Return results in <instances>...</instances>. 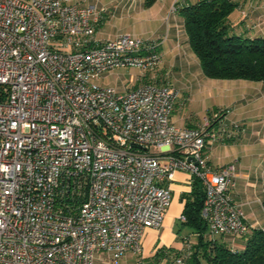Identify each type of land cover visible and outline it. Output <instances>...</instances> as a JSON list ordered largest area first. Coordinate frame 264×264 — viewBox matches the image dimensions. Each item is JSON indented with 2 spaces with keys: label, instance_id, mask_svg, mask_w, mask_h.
I'll use <instances>...</instances> for the list:
<instances>
[{
  "label": "built area",
  "instance_id": "1",
  "mask_svg": "<svg viewBox=\"0 0 264 264\" xmlns=\"http://www.w3.org/2000/svg\"><path fill=\"white\" fill-rule=\"evenodd\" d=\"M104 11L80 0H0V264L141 255L178 170L202 180L212 236L251 226L230 193L235 163L213 169L207 153L230 136L227 122L215 112L198 126L174 123L180 90L145 80L164 64L160 42L99 39ZM118 67L141 69L138 83L99 82Z\"/></svg>",
  "mask_w": 264,
  "mask_h": 264
},
{
  "label": "crops",
  "instance_id": "2",
  "mask_svg": "<svg viewBox=\"0 0 264 264\" xmlns=\"http://www.w3.org/2000/svg\"><path fill=\"white\" fill-rule=\"evenodd\" d=\"M80 1L83 5H94L98 10L105 9L102 19L96 25V35L99 39L114 38L119 32H125L160 42L159 50L163 54L164 64L156 73L148 72V80L169 81L181 91V86L168 76L169 71L173 75L175 69L181 68L191 72L190 76H196V59L180 10L181 7L198 0H157L149 7L145 5V0ZM233 1L237 6L229 15V21L234 32L251 37L264 36V0ZM139 70L133 86L138 83V76L142 73V70ZM110 72L105 73L99 82ZM166 74L169 80L164 77ZM246 81L248 82L241 85L231 83L226 86L227 95L224 94V98L232 96V93H229L235 87L241 96L236 100H225L223 105L215 107L228 109L226 122L229 126L235 123L240 125L242 129L239 135L233 139L222 137L216 140L208 146L207 153L213 169L235 163V177L230 193L242 209L246 221L252 227L264 228V83ZM126 88L129 87L123 90ZM174 112L175 110L171 119L178 125L198 126L203 121V118L192 121L189 116ZM170 186L173 192L171 205L163 225L160 228L147 229L143 253L138 255L141 264H178L174 259L175 251L184 249L186 241H189L186 240L187 237L191 241L197 237V233L189 227H183L181 221L185 205L183 194L192 189L191 174L183 170L176 171ZM215 238L238 247L243 242L230 235H218ZM127 255L130 257L132 254L129 252ZM110 262L105 253H99L95 264Z\"/></svg>",
  "mask_w": 264,
  "mask_h": 264
},
{
  "label": "trees",
  "instance_id": "3",
  "mask_svg": "<svg viewBox=\"0 0 264 264\" xmlns=\"http://www.w3.org/2000/svg\"><path fill=\"white\" fill-rule=\"evenodd\" d=\"M156 1L145 0V5L149 7ZM236 6L233 0H198L181 7L189 43L207 77L264 83V36L234 32L229 15ZM215 112L226 115L228 109H210L207 115ZM235 125L238 124L228 125L231 134L222 137L236 138L242 128ZM205 196L202 180L194 176L191 191L183 194L185 205L181 221L183 227L191 228L197 237L195 242L186 238L189 241L184 249L175 251V262L181 264L177 259L183 258L184 264H264V228L250 226L246 234L232 236L243 241L240 247L217 240L210 234L202 215Z\"/></svg>",
  "mask_w": 264,
  "mask_h": 264
},
{
  "label": "rangeland",
  "instance_id": "4",
  "mask_svg": "<svg viewBox=\"0 0 264 264\" xmlns=\"http://www.w3.org/2000/svg\"><path fill=\"white\" fill-rule=\"evenodd\" d=\"M87 1H94V0H87ZM195 57V64H196V76H190L189 71L184 69L174 70L173 75L171 71H169V75L166 74L168 80V76H171V79L176 84L181 86V95L176 105V109L174 113L178 115H186L189 116L192 121H196L198 118L201 119L205 115L208 114V111L214 109L219 105H223L224 101L236 100L237 97H240L236 91V87L230 92L232 96H228V99L224 98V94L227 95L225 90L227 89L226 86L237 85L240 83L248 82L243 79H214L205 76L202 72L200 62L198 57L193 53ZM134 68H116L112 70L107 77H104L100 80L101 84L104 85H111L118 90H123L125 87H132L136 83V76L139 74L140 70H132ZM188 69V68H187ZM195 71L194 69H192ZM191 70V71H192ZM168 75V76H167ZM193 78V79H192ZM206 105V108H205ZM221 119L226 121V115L221 114ZM152 152H160L161 150L153 146L150 149ZM193 242L196 241V237L192 239ZM132 255L129 257L127 254L123 255L117 262H110V264H141L139 257L137 254L131 253ZM154 258V257H153Z\"/></svg>",
  "mask_w": 264,
  "mask_h": 264
}]
</instances>
